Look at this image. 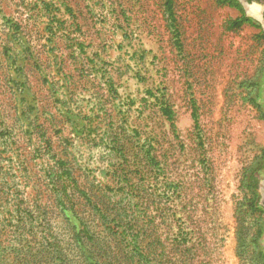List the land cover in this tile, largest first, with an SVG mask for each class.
Instances as JSON below:
<instances>
[{
    "label": "rangeland",
    "instance_id": "374dc122",
    "mask_svg": "<svg viewBox=\"0 0 264 264\" xmlns=\"http://www.w3.org/2000/svg\"><path fill=\"white\" fill-rule=\"evenodd\" d=\"M255 13L0 0V264H264Z\"/></svg>",
    "mask_w": 264,
    "mask_h": 264
},
{
    "label": "flooded vegetation",
    "instance_id": "af4514ba",
    "mask_svg": "<svg viewBox=\"0 0 264 264\" xmlns=\"http://www.w3.org/2000/svg\"><path fill=\"white\" fill-rule=\"evenodd\" d=\"M237 4L240 5V7H242L243 9H255L256 13H255V19L257 22L259 27L264 30V0H236ZM257 5L259 7H257ZM264 182V181H263ZM264 186V183H263ZM262 186V187H263ZM259 204L260 206L263 207L264 209V187L261 190L260 193V199H259Z\"/></svg>",
    "mask_w": 264,
    "mask_h": 264
},
{
    "label": "trees",
    "instance_id": "16d2710c",
    "mask_svg": "<svg viewBox=\"0 0 264 264\" xmlns=\"http://www.w3.org/2000/svg\"><path fill=\"white\" fill-rule=\"evenodd\" d=\"M245 22H246L245 18H241V19L236 20L235 24H236V26L240 27ZM164 114L166 115L168 120L172 123V126L175 127V123H174V119H173V113L166 111Z\"/></svg>",
    "mask_w": 264,
    "mask_h": 264
},
{
    "label": "clouds",
    "instance_id": "9594fccd",
    "mask_svg": "<svg viewBox=\"0 0 264 264\" xmlns=\"http://www.w3.org/2000/svg\"><path fill=\"white\" fill-rule=\"evenodd\" d=\"M257 7H259V6L257 5ZM257 22H260V21H257Z\"/></svg>",
    "mask_w": 264,
    "mask_h": 264
}]
</instances>
